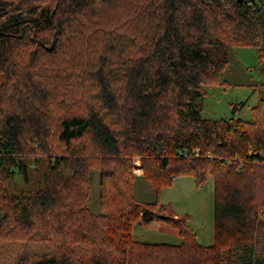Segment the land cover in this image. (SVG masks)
Returning a JSON list of instances; mask_svg holds the SVG:
<instances>
[{
	"label": "trees",
	"instance_id": "16d2710c",
	"mask_svg": "<svg viewBox=\"0 0 264 264\" xmlns=\"http://www.w3.org/2000/svg\"><path fill=\"white\" fill-rule=\"evenodd\" d=\"M239 48L264 63V0H0V264H264V100L250 121L199 105ZM135 158L156 195L212 179V245L137 199ZM153 221L181 243L135 241Z\"/></svg>",
	"mask_w": 264,
	"mask_h": 264
},
{
	"label": "rangeland",
	"instance_id": "374dc122",
	"mask_svg": "<svg viewBox=\"0 0 264 264\" xmlns=\"http://www.w3.org/2000/svg\"><path fill=\"white\" fill-rule=\"evenodd\" d=\"M228 60L229 64L221 75L220 84L213 85L208 89L207 96L199 100L200 108L203 111V116L208 119L238 117L242 120L250 121L252 119L251 109L260 100H264V63L261 62L259 52L253 48L232 50L228 55ZM238 105H245V108L234 114V107ZM140 166V159L135 158L133 174L136 177L143 174V169ZM35 180L33 178L31 181H26L23 176L18 175L13 182L14 189L17 192L31 189L34 187ZM175 180H177L176 183ZM194 181L195 179L191 176L174 178L173 185L163 192L161 199L162 203L170 205L175 213L192 215L193 220L191 219L192 221L190 222L199 237V241L206 244L205 246H209L212 245L210 241L214 232L213 181L210 179L209 184L199 190L196 189ZM99 194V173L93 171L91 197L88 205L95 214H98L99 209H101ZM138 198L143 200L141 202H144V200L155 201V195L150 193V191L146 194H138ZM164 212L166 211L164 210ZM36 250V248L21 249L17 247L16 251L6 254V257L1 261L7 262V264L34 261L39 259L37 258ZM26 255L28 256L26 257Z\"/></svg>",
	"mask_w": 264,
	"mask_h": 264
},
{
	"label": "crops",
	"instance_id": "0c3cea01",
	"mask_svg": "<svg viewBox=\"0 0 264 264\" xmlns=\"http://www.w3.org/2000/svg\"><path fill=\"white\" fill-rule=\"evenodd\" d=\"M178 179H181V178H178ZM176 181L177 180H175V183H176ZM194 183H195V181H194ZM168 188L169 187L165 188L160 195H156L153 191V187H152L151 182L145 180L143 177V174L136 177L135 195H136L137 199H139L138 194H146L148 191H150V193H154L155 201H158L161 204H163L161 198H162L163 192ZM140 201H143V200H140ZM155 201H152V202H155ZM144 202H149V201L144 200ZM102 213H103V211L101 209H99L98 214H102ZM176 214L178 216L183 215V214L177 213V212H176ZM191 217H192V215H191ZM192 220H193V218H192ZM191 225H192V223H191ZM192 227H193V225H192ZM193 229H194V227H193ZM196 235H197V233H196ZM133 236H134L135 241L144 242V243H151V244H163V243H165V244L178 245L182 241V239L179 235L178 229L172 227L171 225H169L163 221H153L148 226H145V225H143V223L138 222L133 229ZM197 239L199 241L198 235H197ZM171 240L173 242H176V243H173ZM213 242H214V237L211 239L210 244L211 243L213 244ZM201 244L206 245L204 243H201Z\"/></svg>",
	"mask_w": 264,
	"mask_h": 264
},
{
	"label": "built area",
	"instance_id": "2783aa9c",
	"mask_svg": "<svg viewBox=\"0 0 264 264\" xmlns=\"http://www.w3.org/2000/svg\"><path fill=\"white\" fill-rule=\"evenodd\" d=\"M35 146H37V145H35ZM181 154H182L185 158L187 157L184 153L181 152ZM195 154L197 155V152H196ZM140 167H141V166H140Z\"/></svg>",
	"mask_w": 264,
	"mask_h": 264
}]
</instances>
